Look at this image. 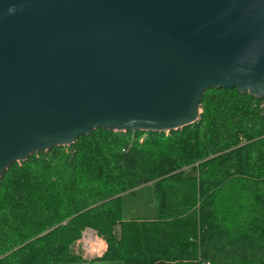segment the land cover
I'll use <instances>...</instances> for the list:
<instances>
[{
    "label": "water",
    "instance_id": "95a60500",
    "mask_svg": "<svg viewBox=\"0 0 264 264\" xmlns=\"http://www.w3.org/2000/svg\"><path fill=\"white\" fill-rule=\"evenodd\" d=\"M212 89L264 100V0H0V180L95 130L177 132Z\"/></svg>",
    "mask_w": 264,
    "mask_h": 264
},
{
    "label": "trees",
    "instance_id": "16d2710c",
    "mask_svg": "<svg viewBox=\"0 0 264 264\" xmlns=\"http://www.w3.org/2000/svg\"><path fill=\"white\" fill-rule=\"evenodd\" d=\"M177 132L92 131L14 163L0 180V264H264V100L202 96ZM152 184L156 216L122 219V196Z\"/></svg>",
    "mask_w": 264,
    "mask_h": 264
},
{
    "label": "rangeland",
    "instance_id": "374dc122",
    "mask_svg": "<svg viewBox=\"0 0 264 264\" xmlns=\"http://www.w3.org/2000/svg\"><path fill=\"white\" fill-rule=\"evenodd\" d=\"M155 216L156 201L154 196V187L152 184H147L145 186L137 188L133 191V193H127L122 196L123 220H150L153 219ZM87 230L93 231L90 229H86L85 231ZM77 243L73 247L74 253L80 256L84 260V262H86L85 264H97V262L91 263L90 261L98 257L94 255V253H84L81 247L77 245Z\"/></svg>",
    "mask_w": 264,
    "mask_h": 264
},
{
    "label": "built area",
    "instance_id": "2783aa9c",
    "mask_svg": "<svg viewBox=\"0 0 264 264\" xmlns=\"http://www.w3.org/2000/svg\"><path fill=\"white\" fill-rule=\"evenodd\" d=\"M86 254L94 253L97 257H101L106 251V243L93 231H85L81 240L77 243Z\"/></svg>",
    "mask_w": 264,
    "mask_h": 264
},
{
    "label": "clouds",
    "instance_id": "9594fccd",
    "mask_svg": "<svg viewBox=\"0 0 264 264\" xmlns=\"http://www.w3.org/2000/svg\"><path fill=\"white\" fill-rule=\"evenodd\" d=\"M14 9H9V11H13Z\"/></svg>",
    "mask_w": 264,
    "mask_h": 264
}]
</instances>
